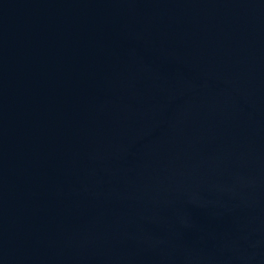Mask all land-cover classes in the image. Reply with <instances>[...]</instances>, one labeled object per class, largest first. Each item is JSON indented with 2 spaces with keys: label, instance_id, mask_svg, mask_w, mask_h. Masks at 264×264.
Segmentation results:
<instances>
[{
  "label": "water",
  "instance_id": "95a60500",
  "mask_svg": "<svg viewBox=\"0 0 264 264\" xmlns=\"http://www.w3.org/2000/svg\"><path fill=\"white\" fill-rule=\"evenodd\" d=\"M0 264H264V0H0Z\"/></svg>",
  "mask_w": 264,
  "mask_h": 264
}]
</instances>
